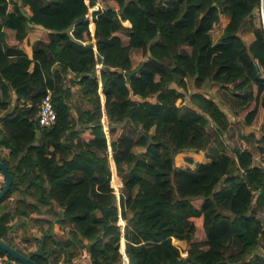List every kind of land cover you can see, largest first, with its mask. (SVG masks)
Segmentation results:
<instances>
[{"label": "trees", "instance_id": "1", "mask_svg": "<svg viewBox=\"0 0 264 264\" xmlns=\"http://www.w3.org/2000/svg\"><path fill=\"white\" fill-rule=\"evenodd\" d=\"M98 1L104 8L93 14L91 34L87 14L97 0H0V86L17 96V107L4 118L10 102L0 99V161L13 176L0 202V239L37 264H73L76 256L74 264H82L84 253L91 264H123L122 239L128 264H264L261 18L252 23L249 44L241 35L253 9L262 6L264 15V0ZM34 28L42 32L31 58L16 46L3 49L5 30L16 44H27ZM220 29L213 42L210 34ZM92 39L95 49L87 44ZM131 50L141 53L138 63ZM60 73L76 74L87 104L77 115L61 102L66 84ZM99 79L122 179L118 200L110 185ZM213 85L238 103L235 111L226 102L237 124L204 95ZM48 90L56 120L41 127L38 110ZM187 101L192 106L183 109ZM222 136L239 141L229 150ZM212 143L209 163L189 157L175 163L178 153L211 151ZM15 193L20 197L9 212ZM27 220L47 225L38 228L43 234L56 220L67 236L45 237L37 255L41 237L15 231ZM172 238L185 240V248Z\"/></svg>", "mask_w": 264, "mask_h": 264}, {"label": "crops", "instance_id": "2", "mask_svg": "<svg viewBox=\"0 0 264 264\" xmlns=\"http://www.w3.org/2000/svg\"><path fill=\"white\" fill-rule=\"evenodd\" d=\"M252 23H254L253 21H251ZM125 26H128L127 23H124ZM89 28H90V31H91V34H93L94 32V23H90L89 25ZM41 32L42 30L41 29H38V28H34L32 29L29 33H28V36H27V44H23L22 43H19V44H16V41H13V37H14V33L10 30H5V37H4V43L2 44V47L5 51H8L7 47H12V46H16L18 50L22 51L23 53L26 54V56L28 58H31L32 57V44L40 38L41 36ZM244 34L241 33L243 39L245 40L246 43H250L252 40H253V34H252V25L250 26V31H243ZM216 34V37H214ZM211 38H212V41L215 42L221 35H222V29L216 31V32H212L211 34ZM92 45H93V48L95 49V40L92 39V41L90 42ZM139 51L138 50H131V56L132 58L133 55H136L138 54ZM57 67L56 66H53L52 67V71L51 73L54 74L55 71H57L56 69ZM99 67L97 66V76L100 78V72H99ZM61 74V78L64 80L65 82V88H66V92L62 95L61 97V102L65 104L66 107H68L71 111V113L77 115L78 111L80 109L82 110H85L87 108V104H86V100L83 99L80 95V84L77 82L78 80H76L74 77H75V73H72V74H68L66 77L63 73H60ZM98 94H99V97H100V102H101V109H102V118H101V126H102V130L105 134V138L107 140V145H108V151H109V162H110V166H111V172H112V176H111V179L113 180V178H117L118 182H117V186L114 187L112 185V183L110 182V185L111 187L114 189V193L117 197V200L119 199V190H118V187L121 186L122 184V179L120 176H118L117 172H116V168H115V164H114V161L112 159V155H111V148H110V135H111V132H110V128H109V125H108V120H107V117H106V112H105V109H104V102H105V96H104V93H103V88H102V84H101V81L99 79V88H98ZM0 99H4V100H8L10 102L9 106L7 109L5 110H2L1 111V117H6L5 114H8V113H11L15 110V108L17 107V96L15 94V92L10 89V87H8L6 84H2L0 86ZM214 100V99H213ZM225 103V104H223ZM223 103H217L226 113V116L228 118V121H230V123L232 124H236L235 122H238L240 121L239 118H236L235 114L230 110L229 106H228V103L226 104V102H223ZM223 104V105H222ZM233 106L234 110H238L239 108V105H235V104H232V103H229ZM225 107V109H224ZM76 128H79V126L77 125ZM36 130L35 129V138H38V136H40V131L37 130V134H36ZM259 136V135H257ZM233 139V138H232ZM215 146V145H214ZM136 148H140V147H135L134 148V151ZM211 148V151H209V149H206L204 153V155H206L207 159H200L199 158V155H184L186 153H190V154H197L195 151L192 152L190 150L188 151H184V152H181V153H178V154H181L182 156H185L184 158H193V159H196L202 163H209L212 159V157L215 155V150L214 148L215 147H212L210 146ZM233 148V145H231L229 147V150H231ZM255 149V148H254ZM135 152H139V151H135ZM204 151H200V153H203ZM253 157H254V160L256 162H258L259 158H260V153L258 152V150H255V151H251ZM175 160V159H174ZM181 161V160H180ZM179 161V162H180ZM178 162V163H179ZM176 163V162H175ZM177 163V164H178ZM19 194L18 193H15L11 198H9L7 200V203H8V211L9 212H13L14 209L16 208V199L20 196H18ZM130 215V214H128ZM34 217V216H33ZM120 223H124L123 225H125V222L120 219L119 221ZM18 224L20 225L19 226V229L16 228V232L19 234L20 232L22 231H29L32 236H38V237H41L43 233L39 232L38 231V228L42 225L44 227H46L47 225L45 224H37L36 222L32 221L31 220V223L29 220H27V225H22L20 222H18ZM52 225H54V233H56V231L58 232V234L61 232H63V228L60 230L59 228V224L56 222V220L52 223ZM52 227V226H51ZM121 231L123 232V228L124 226H121ZM66 229V227H65ZM67 229H69V227L67 226ZM66 233V232H65ZM61 239H65L64 237H61ZM124 242V240H122ZM172 242L177 245L178 247H180V249H184L185 246H186V241L185 240H179V239H175V238H172ZM123 254V258H124V263L123 264H128V259L126 257V255L124 253ZM89 260V255L86 254L85 255ZM78 258L79 256H76L72 259V263H76L78 261ZM126 262V263H125ZM58 264H63V261L61 260Z\"/></svg>", "mask_w": 264, "mask_h": 264}, {"label": "rangeland", "instance_id": "3", "mask_svg": "<svg viewBox=\"0 0 264 264\" xmlns=\"http://www.w3.org/2000/svg\"><path fill=\"white\" fill-rule=\"evenodd\" d=\"M261 18V16H260V12L259 11H257L256 10V13L253 15V16H250L248 19H247V21L244 23V25H243V27H242V30H241V33L242 34H244V32L243 31H250V26L252 25V22L251 21H253L256 25H258V22H259V19ZM11 31V30H10ZM218 31V30H217ZM214 32H216V31H214ZM213 32V33H214ZM223 32V31H222ZM214 37H216V34H215V36ZM133 57H134V60H135V62L136 63H138L141 59H142V55H141V53L139 52L138 54H136V55H133ZM188 88H189V90H191V84L188 82ZM209 89V92H208V94H204L206 97H209V98H211V99H214V101L216 102V103H223V102H227V100L229 101V102H232V104H235V105H237L238 103L236 102V101H233V99H230L229 98V96L226 94V93H224L223 92V90L220 88L219 90H217V86H215V85H213L212 86V88L210 89V88H208ZM250 90V89H249ZM206 91V90H205ZM222 93H224V95L222 96V98L220 99V95H222ZM223 104H225V103H223ZM222 104V105H223ZM227 104V103H226ZM189 106H192V105H190V102L189 101H187L186 102V104H184L183 105V109H185V108H187V107H189ZM224 109H225V107H224ZM236 124L238 123V122H235ZM239 126V125H238ZM125 129V131L126 132H128L129 133V130H127L126 128H124ZM212 129L213 128H211V127H208V131L209 132H211L212 131ZM237 131H238V129H237ZM247 134V132L246 131H243V135H246ZM213 137V136H212ZM222 140H224V143L227 145V147H230L231 145H237V141H239V140H237L236 139V137H234L232 140H230V141H228L227 140V138L225 137H223L222 136ZM215 144L214 143H212L211 144V146L212 147H215L214 146ZM256 149H254V148H252L250 151H255ZM135 151H139V152H142L143 151V148H136L135 149ZM205 152H207V151H204L203 153H200V152H198L197 154H190V153H186V154H184V155H193V156H195V155H199V158L200 159H202V160H204V159H207V157H206V155H204V153ZM144 155V154H143ZM185 156H182L181 154H177L176 156H175V162H176V164L180 161V160H182L183 158H184ZM111 183H112V179H111ZM113 186L114 187H116L117 186V179L116 178H114V180H113ZM121 187H122V184H121V186H119L118 187V190H119V192H120V189H121ZM30 221V223H31V220H29ZM120 221V220H119ZM119 223V225H120V227L121 226H124L123 224V222L122 223H120V222H118ZM66 232V229H65V227L63 228V232H61L60 231V233H59V235L61 236V237H64V238H66V236H67V234L65 233ZM123 240V239H122ZM263 254H264V251H263ZM81 258H82V264H91V261L85 256V253L84 254H82V256H81ZM126 263V262H125Z\"/></svg>", "mask_w": 264, "mask_h": 264}, {"label": "water", "instance_id": "4", "mask_svg": "<svg viewBox=\"0 0 264 264\" xmlns=\"http://www.w3.org/2000/svg\"><path fill=\"white\" fill-rule=\"evenodd\" d=\"M260 9L262 10V6H261ZM20 11L22 12V14L25 17L29 18V14L26 13L23 8H21ZM255 13H256V8L253 9L251 16H253ZM263 22H264V15H263L262 23ZM87 44H90V42L89 43L87 42ZM142 64H140L137 69H140ZM135 72L136 71H133L131 73H126V81L127 82H129L130 77ZM36 134H37V130H36ZM190 151L194 152V149H190ZM0 173L2 174V176L4 178V185H3V188L0 190V202H1L3 197L8 193V191H9V189H10L12 183H13V176L11 175V173H10L9 169L7 168V166L2 161H0ZM53 234H54V225H52L49 233L42 234L41 239H40V244H39L38 251L35 254H37V255H41L42 254L45 237L53 236ZM0 251L5 253V254H7L13 260H17L21 264H37L32 259L33 255H24V254L20 253L19 251H17L16 249H14L11 246H9L8 244H6L1 239H0ZM120 251L122 253H124V242L123 241H121Z\"/></svg>", "mask_w": 264, "mask_h": 264}, {"label": "built area", "instance_id": "5", "mask_svg": "<svg viewBox=\"0 0 264 264\" xmlns=\"http://www.w3.org/2000/svg\"><path fill=\"white\" fill-rule=\"evenodd\" d=\"M88 2V0H86ZM103 4L97 0L96 4L89 9L87 18L90 23H93V14L103 9ZM260 16L263 18V11H260ZM56 120V113L52 104V92L48 90L45 96L41 99L38 110V125L41 127H51ZM4 178L0 173V185L3 183ZM0 264H21L17 260H13L7 254L0 253Z\"/></svg>", "mask_w": 264, "mask_h": 264}, {"label": "clouds", "instance_id": "6", "mask_svg": "<svg viewBox=\"0 0 264 264\" xmlns=\"http://www.w3.org/2000/svg\"><path fill=\"white\" fill-rule=\"evenodd\" d=\"M261 10V9H260ZM262 11V10H261ZM261 20H263V18L261 17ZM263 24H264V22H263Z\"/></svg>", "mask_w": 264, "mask_h": 264}]
</instances>
